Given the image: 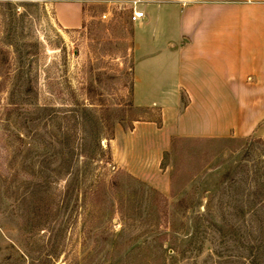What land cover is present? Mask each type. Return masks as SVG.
<instances>
[{
    "label": "rangeland",
    "instance_id": "1",
    "mask_svg": "<svg viewBox=\"0 0 264 264\" xmlns=\"http://www.w3.org/2000/svg\"><path fill=\"white\" fill-rule=\"evenodd\" d=\"M108 1L63 29L0 0V264H264V119L179 135L173 59L138 50L133 81L148 25Z\"/></svg>",
    "mask_w": 264,
    "mask_h": 264
},
{
    "label": "crops",
    "instance_id": "2",
    "mask_svg": "<svg viewBox=\"0 0 264 264\" xmlns=\"http://www.w3.org/2000/svg\"><path fill=\"white\" fill-rule=\"evenodd\" d=\"M45 1L63 29H77L93 0ZM163 2L135 5L144 17L134 27L148 29L141 37L133 34V81L141 79L138 68L143 72L136 52L161 53L173 59L171 100L187 98L176 118L179 135L253 131L264 119V0H171L172 6H158Z\"/></svg>",
    "mask_w": 264,
    "mask_h": 264
},
{
    "label": "built area",
    "instance_id": "3",
    "mask_svg": "<svg viewBox=\"0 0 264 264\" xmlns=\"http://www.w3.org/2000/svg\"><path fill=\"white\" fill-rule=\"evenodd\" d=\"M140 1H143V0H131V4H132V10H131V13H130V20L132 22H136L140 19H142L144 17V14H143V11L142 10H139V9H136L135 8V5L140 2ZM106 14L107 13H103L101 15L102 18H105L106 17Z\"/></svg>",
    "mask_w": 264,
    "mask_h": 264
}]
</instances>
